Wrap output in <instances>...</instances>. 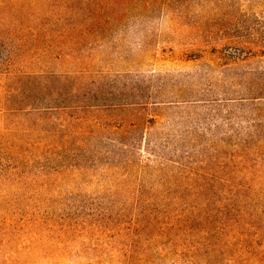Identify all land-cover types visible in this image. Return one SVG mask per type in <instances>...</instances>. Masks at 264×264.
Segmentation results:
<instances>
[{
	"label": "rangeland",
	"instance_id": "1",
	"mask_svg": "<svg viewBox=\"0 0 264 264\" xmlns=\"http://www.w3.org/2000/svg\"><path fill=\"white\" fill-rule=\"evenodd\" d=\"M157 1L148 19L113 31L108 41L123 49L115 52L123 58L113 60V69L182 77L222 64L235 50L245 55L256 49L253 33L264 34V0ZM8 28L0 26V55L6 60L16 47L17 57L1 71L60 69L48 43L31 47L32 28ZM38 92L30 79L0 81V264H246L264 250V148L166 151L181 161L168 183L180 199L150 189L140 196L137 172L127 176L104 169V161L83 162L84 151H51L54 135L70 128L65 119L5 109L4 103L15 107ZM179 114L175 124L168 113L157 115L162 133L206 138L219 127L218 135L229 137L246 125L212 119L205 108L189 113L187 122ZM140 157L143 164L163 162L144 151Z\"/></svg>",
	"mask_w": 264,
	"mask_h": 264
},
{
	"label": "trees",
	"instance_id": "2",
	"mask_svg": "<svg viewBox=\"0 0 264 264\" xmlns=\"http://www.w3.org/2000/svg\"><path fill=\"white\" fill-rule=\"evenodd\" d=\"M157 4V0H0V26L8 23L7 32L19 33H27L20 29L25 25L32 28L31 47L39 49L48 43L45 50L60 67L20 76L12 69L1 71L5 64H14L15 47L6 60L0 55V81L30 79L39 85L40 92L19 99L17 106L4 103L8 111L22 115L45 111L68 122L65 135H54L51 151H84L83 162L104 161V169L124 170L127 176L137 172L138 195L150 189L176 202L181 191L168 183L179 175L181 161L166 151L264 148V34L253 33L257 50L251 47L245 55L235 50L222 64L209 63L205 69L182 77L154 69H113V60L123 58L115 55L123 50L117 40L108 41L113 31L121 30L127 21L148 19ZM43 95L46 97H37ZM200 108L210 109L212 119L238 120L246 125L238 135L229 137L219 136V127L210 129L215 134L206 138L162 133L165 125L157 121V115L168 113V123L175 124L177 114L187 122L189 113ZM93 151L99 152L90 159ZM141 151L163 162L143 164ZM261 261L264 250L248 257L246 264Z\"/></svg>",
	"mask_w": 264,
	"mask_h": 264
}]
</instances>
